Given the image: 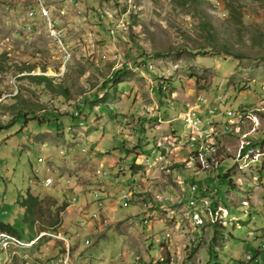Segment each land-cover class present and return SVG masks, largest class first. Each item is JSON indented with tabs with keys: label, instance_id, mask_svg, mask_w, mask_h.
Wrapping results in <instances>:
<instances>
[{
	"label": "rangeland",
	"instance_id": "1",
	"mask_svg": "<svg viewBox=\"0 0 264 264\" xmlns=\"http://www.w3.org/2000/svg\"><path fill=\"white\" fill-rule=\"evenodd\" d=\"M77 1L0 0V97L11 92L14 76L45 67L44 75L72 98L54 101L21 75L18 99L0 103V221L22 226L24 239L36 231L54 235L0 249V264H56L61 258H69L67 264H264V146H246L255 136L264 139V1L221 0L220 8L210 3L215 0ZM227 1L238 9L240 23L229 17ZM40 4L61 31L70 53L66 63L48 21L30 14ZM93 12L114 26L107 29ZM131 14L137 19L130 27ZM139 56L170 93L159 97ZM122 65L116 87H109ZM25 66L33 69H19ZM220 94L240 121L223 116L209 136L192 143L180 137L181 102ZM83 99L81 125L68 115L58 118L59 129L47 126L54 118L44 113L16 116L23 112L20 100L63 112V104ZM207 142L216 152L197 156V146L201 152ZM137 146L142 153L134 155ZM44 173L53 186L34 182ZM28 190L41 200L35 231L23 224L16 201ZM93 190L103 206L94 203ZM122 190L132 196L120 207L113 198ZM192 196L206 199L194 204ZM90 212L97 213L95 220Z\"/></svg>",
	"mask_w": 264,
	"mask_h": 264
},
{
	"label": "trees",
	"instance_id": "2",
	"mask_svg": "<svg viewBox=\"0 0 264 264\" xmlns=\"http://www.w3.org/2000/svg\"><path fill=\"white\" fill-rule=\"evenodd\" d=\"M110 1L113 2V1H117V0H110ZM255 1H264V0H255ZM183 3L186 4V5L187 4L188 5H191V4L198 3V0H184ZM225 5H226V7L228 9V15H229V17L235 19V22H239L240 23L241 20L238 17L240 13L238 12V9L236 8V6H234V4L232 2H230V1H227ZM136 19H137V16L136 15H134V14H131L130 15V19H129L130 27L133 26V25H135V23H136L135 20ZM136 35L137 34H134L135 37H136ZM2 58H5V55L4 54L2 55ZM146 58H150V56H146ZM138 60L139 61H144V57L143 56L142 57L139 56L136 59V62ZM145 63H147V62H145ZM125 68H126V65H122L120 68L116 69L112 73V75L108 79V81L110 82L109 87L110 86L111 87L112 86L116 87V85H117V81H116L117 76ZM0 69H2L1 66H0ZM19 69L20 70L26 69V72H31V69H33V66H27V67L25 66V67L19 68ZM44 70H45V67L41 71L43 74L45 72ZM43 74H34V75L28 74V75H22V76L25 77V78H28L30 80V82H32L33 84H35L37 86H40L41 85L42 86V89L46 90L47 92H49V93H51L53 95L54 101L58 97H63L66 100H72L71 95H70V91H69V89L67 87L62 86L60 83H53L52 82L53 81L52 80L53 78H50L49 76H46V75H43ZM22 76H20V77L22 78ZM20 77L17 78V81L19 83H20V79H21ZM153 81H154L153 88L157 91V93H158V95H159L160 98H162L163 96H166L168 93H170L169 91L168 92H164L162 90L161 84H162L163 80L161 78L154 77L153 78ZM106 87H107L106 83H103L102 84L103 91H106V89L108 88V87L107 88ZM163 89H164V87H163ZM7 98H9V97H7ZM12 98L13 99H18V96L16 95V96H14ZM5 99L6 98H4L3 100H5ZM81 101H82V105L79 108V115H78L79 117L78 116L77 117L76 116H73L71 113H67V112H64V111L62 112L59 108H56L55 105H51V106H48L47 108H44L43 106H37V105H33V104L26 103L24 100H20L19 103H18L19 105H21V107L23 109V112L19 111L16 114V116L17 115H18L17 117L22 116L23 119L25 120V119H27L26 118V115L28 113H32V114H36L37 112L44 113V114L49 115V117L54 118V120L52 122H49V121L47 122V126H51L54 129H59L60 126H63V123L62 122H59V119H58L62 115H65V116L68 115V116H70V118L72 120H74V121H77L78 124L80 122H82L81 121V118L84 117L83 116L84 115L83 112H84V109L86 108V100L83 99ZM78 102H80V101H78ZM76 105L78 106V104H76ZM157 113L160 114L159 112H157ZM157 113H156V115H158ZM154 116H155V114H154ZM34 118L36 119L37 124L40 125L41 124L40 120L39 119L37 120L36 116H34ZM79 118H80V120H79ZM25 126L26 125H24V127ZM263 141H264V139H260L257 136H255L253 139H251V141H249V144H247L246 146H248V149L249 148L254 149L253 147H250V142H251V146H262L263 147L264 146ZM197 147L200 150V146H197ZM137 148H139V152H137L136 150H134V155H138V154L142 153L141 146H137ZM198 151L195 152L197 154V156H198V154L199 155L205 154V155L209 156L208 153L205 150H203L201 152L200 151L198 152ZM119 168H118V170H119ZM228 184L230 186H232L231 181H228ZM200 191H203L202 193H205V190H203V189H201ZM16 201L23 208V217H22L23 224L24 225L26 224V226L29 227L32 231H35V228L33 226V223H34L33 216L35 215L36 209H38V205H39V203L41 201L40 198L38 196H36V195L31 194L29 192V190H28L26 192V195L25 196H23V194H18ZM213 206H215V205L213 204ZM21 229H22V226L20 228H18L17 226H15L14 224H12L8 220L0 221V230L1 231L6 232V233H9V234H11L13 236H16V237L24 240L25 242H31L33 240V238L38 234V231H36V234H34V235H31L30 234L27 239H24L22 237V235H21ZM215 233H217L216 230H215ZM51 234H53V233H51ZM43 238H45V237L44 236H41L34 244L41 243L40 241ZM61 251H63L64 253H66L67 250L63 246V249H61ZM210 252H212V249H211Z\"/></svg>",
	"mask_w": 264,
	"mask_h": 264
},
{
	"label": "built area",
	"instance_id": "3",
	"mask_svg": "<svg viewBox=\"0 0 264 264\" xmlns=\"http://www.w3.org/2000/svg\"><path fill=\"white\" fill-rule=\"evenodd\" d=\"M221 0H215V1H210L212 3L213 7H219L221 5ZM78 6V1L74 0L73 2ZM30 14H37L38 16H41L42 18H48L47 16L43 15L39 10L37 11H32ZM92 14H96V17L100 21H104L106 24V27L108 29V26H114L113 24H110V19H102L99 15L98 12L95 13L93 12ZM118 14L116 12H113V17L117 16ZM53 20L52 18H50ZM109 35H116V34H110ZM67 56V55H66ZM139 67L142 69L147 70L150 74H152V79L154 77L161 76V74H158L154 67H145V62L142 61L141 63L138 64ZM154 73V75H153ZM82 101L78 102V107L75 110H68L64 108V112L71 113L73 116H76L79 113V108L81 107ZM181 110L178 114V117L182 120L183 127L185 129V132L183 134H180V136L184 137L185 139H193L195 135L200 134L201 131H204L206 129V120H213L215 118H222V116H229V121H240L238 119V110L233 109L230 106L229 99L220 94L216 95L214 98H207L205 95H200L199 99H189V100H183L181 102ZM155 113H153L151 116H153ZM217 147H213V142H207L204 148H201L202 150H213L216 149ZM154 152V150H152ZM264 163V161H260ZM37 172V170H36ZM47 172H50V169L47 170ZM119 173L120 171L117 170ZM108 172L106 171V175ZM44 175H49V182H42V180L34 181V182H40L44 186H53L54 185V179L51 177L50 173H44ZM195 191L196 186L192 185V188ZM64 190V189H63ZM93 195V200L95 201L94 203L99 206H103L105 203V200L103 196H98L97 193L93 190L92 192ZM160 201V197H157ZM115 199V204L119 205L120 207L122 206H128L130 199H131V191L129 190H122L119 192V195L114 197ZM72 202L78 201L77 197L74 195L71 197ZM190 203H196V197L191 199ZM162 205V204H161ZM91 214V220H95L97 218V213L95 212H90ZM83 218V215H81V220ZM142 220V218H140ZM79 223L82 224L84 221L79 220ZM91 229V228H90ZM43 235H49V236H54L51 233H43ZM62 240L66 242V247L69 245L67 239H64L61 237ZM249 258V256H248ZM61 261H63V258L58 259L56 264H59Z\"/></svg>",
	"mask_w": 264,
	"mask_h": 264
},
{
	"label": "bare ground",
	"instance_id": "4",
	"mask_svg": "<svg viewBox=\"0 0 264 264\" xmlns=\"http://www.w3.org/2000/svg\"><path fill=\"white\" fill-rule=\"evenodd\" d=\"M41 1V0H40ZM36 5H37V3H36ZM35 5V6H36ZM40 12L43 14V15H45V16H47L48 18H44L45 20H47L48 21V31H49V33H50V35L53 37V38H55L57 41H58V43H59V45L64 49V51H65V53H64V55H65V63H66V61H68L69 59H70V53L64 48V44L62 43V40H61V38H62V36H60V34H61V31L59 30V29H57V28H55L54 26H55V24H56V21L55 20H51L50 18H51V16H50V11H49V9H47V8H45V7H43L44 5H42V4H40ZM34 9H36V7L34 8ZM103 16V15H102ZM67 55V56H66ZM64 63V64H65ZM37 74H43V73H37ZM45 74V73H44ZM43 74V75H44ZM22 75V74H21ZM20 75V76H21ZM19 77V75H16V76H14L11 80H10V83L13 85V86H11L12 88H11V92H9V93H7V94H4V95H2V97H0V103L2 102V100L4 99V98H7V97H14V96H16L17 94H18V92H19V87H18V85H17V83H16V80H17V78ZM82 105V104H81ZM77 106V105H76ZM75 105H69V104H63L62 105V108H63V111H64V108H66V109H68V110H75L77 107H76ZM79 115V113L76 115V117ZM79 117V116H78ZM223 117V116H222ZM225 118H227V120H228V118H229V116H224ZM79 120H80V118H79ZM218 120V118H215L214 119V121L213 120H206V129L204 130V131H201L200 132V134H198V135H195V138H196V140L198 139V138H203V137H205V135L206 136H209V135H211L212 133V130L214 129V124L216 123V121ZM80 125L82 124V122H80L79 123ZM225 128V127H224ZM230 128L228 127V125L226 126V128H225V130H229ZM205 134V135H204ZM191 140V139H190ZM195 142V141H194ZM191 143H192V141H191ZM190 143V144H191ZM195 144V143H194ZM193 144V145H194ZM217 149V148H216ZM250 151H252V150H250ZM213 152L215 153L216 152V150H213ZM215 163V165L217 166L218 164H219V162H218V160L217 161H215L214 162ZM46 170H49V168H47ZM120 170L122 171L123 170V168L121 167L120 168ZM39 177V176H38ZM42 182H49V175H45V177L42 179ZM97 195L98 196H100V194L97 192ZM131 196H132V193H131ZM150 216H152L151 214H150ZM39 236V235H38ZM41 236H44L43 235V233H42V235L40 234V236L39 237H37V238H34L31 242H28V243H26V242H22L21 240H20V238H17V237H15V236H13V235H11V234H9V233H6V232H3V231H1L0 230V249H3V250H8L9 248H12V247H19V248H21V247H25V246H29V245H31V244H34ZM69 248V247H68ZM15 249V248H14ZM60 264H67V258L66 259H64L63 261H61L60 262Z\"/></svg>",
	"mask_w": 264,
	"mask_h": 264
},
{
	"label": "crops",
	"instance_id": "5",
	"mask_svg": "<svg viewBox=\"0 0 264 264\" xmlns=\"http://www.w3.org/2000/svg\"><path fill=\"white\" fill-rule=\"evenodd\" d=\"M181 137V136H180ZM197 160V159H196ZM199 160V159H198ZM118 170V169H117ZM119 171V170H118ZM193 190V189H192ZM102 194V193H101ZM91 195H92V193H91ZM90 195V196H91ZM114 195H112V197H113ZM91 198H92V196H91ZM190 198H192L193 199V196L192 197H190ZM93 199V198H92ZM200 199H203L202 201H204L206 198L205 197H201V198H199V199H196V203L197 202H199L200 201ZM196 203H194V204H196ZM200 203H202V202H200ZM200 206H202L203 207V203L202 204H199ZM205 206V205H204ZM206 207V206H205ZM206 208H208V207H206ZM191 210H192V208H190ZM191 225H193L194 226V228L196 229L197 228V222L196 221H191ZM197 231V230H196ZM40 234L41 233H39V234H37V236L35 237V238H37V237H39L40 236ZM39 235V236H38ZM164 237H162V239H163ZM87 240V239H86ZM87 243H88V240L86 241ZM70 251V250H69ZM69 253V252H68ZM68 260H69V258H67V263H68ZM88 264H93V263H88ZM95 264V263H94Z\"/></svg>",
	"mask_w": 264,
	"mask_h": 264
}]
</instances>
